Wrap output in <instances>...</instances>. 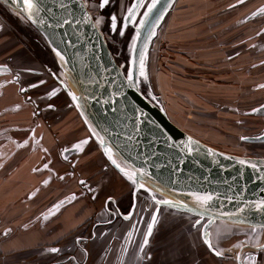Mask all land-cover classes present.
<instances>
[{
	"label": "rangeland",
	"instance_id": "rangeland-1",
	"mask_svg": "<svg viewBox=\"0 0 264 264\" xmlns=\"http://www.w3.org/2000/svg\"><path fill=\"white\" fill-rule=\"evenodd\" d=\"M133 1L111 0L106 8H101V0H84L87 5L97 9L93 19L99 24L116 61L125 74L129 72L135 42L141 28L139 19L143 16V21L145 12L158 0H142L134 23L132 22V26L126 28L127 26L122 24L127 21L128 11ZM238 1L241 0H225L218 5L217 0H174L166 15L163 16L164 23L150 48L148 66L144 49L141 58L143 66L141 67L140 60L136 79L141 92L163 110L171 122L194 139L227 154L264 160V36L258 37L264 32V15L259 17L252 15L261 0H250L247 4H243L240 8L242 12L246 11L245 15L240 13L231 16L216 15L223 12V9L231 3L236 4ZM0 9L6 13L7 22L14 24L17 20L23 26L24 32L28 26L31 33H35L36 36L33 39H38L35 47L37 45L39 47V56L55 57L45 37L21 13L2 0H0ZM113 16L117 18V22H120V26L115 31L111 26ZM0 23L2 26L6 24L4 19H0ZM9 23L3 32L4 35L0 37V66L5 64L6 55L8 57L14 50V47L9 49L12 44H15V38L8 30ZM135 23H138L137 26H134ZM27 38L30 40V37ZM23 47L21 44L17 47L18 54L23 53L19 69L24 70L26 78L24 83L31 82L33 85L36 82L33 79L41 76L36 73L29 74L28 67L32 66L30 62L34 63L35 60L32 58L30 60L28 52ZM40 67L42 68L41 65ZM41 72H43L42 69ZM58 75L67 79L60 66ZM0 77L2 78L0 82L10 79V75L3 77L0 75ZM33 88L36 87H32L35 97L39 95V91L45 89L42 87L33 91ZM2 89L9 95L13 93L12 86L10 87L9 84L4 85ZM48 103H56L59 107L56 112L50 110L47 113L49 121L55 127L54 136L62 142L59 147L65 143L73 144L75 139L90 136V131L94 133L95 129L83 117L75 101H71L72 106L76 107L70 110L71 113L66 111V103L63 100H39V104ZM83 141H80L78 152L72 159H78L77 166L84 169L86 163H89V160L94 161L95 158H90V155H93V143L91 142L86 149ZM83 151L87 154L83 155ZM116 163L120 167H127L121 160H116ZM102 173L99 175L94 173L91 179L96 184H101L103 177L108 175L107 172ZM137 189H145L154 202L156 199L178 203L176 199L157 192L145 184L139 183ZM153 205L154 208L155 203ZM166 209L167 213L171 212V209ZM178 215L182 216L183 222H180L182 226L177 224L169 227V230L160 226L157 234L186 235L195 231V235H200L201 227H193L197 216L187 213ZM217 225L231 231L232 235H241L244 238L249 235H264L261 229L256 230L246 225L222 221H218L211 229L212 235ZM187 228L189 233L186 231ZM87 231L82 225L80 232L87 233ZM80 232L73 234V237L81 235ZM92 236L95 235H83L79 250L75 253L81 252V256H85L89 243H83V241L89 242V237ZM57 246L63 247L60 243ZM66 247L68 250L71 247L76 248L71 245V241L66 242ZM249 247L251 246L247 247V251ZM42 248L43 246H40L33 254L27 252L5 254L7 256L0 258V264H37L38 261L35 258L40 259L39 254L43 251ZM262 251L263 249L259 252L262 253ZM238 252L240 248L234 249L232 255ZM82 257L69 258L68 256L62 259L65 263H61L86 264ZM87 258L90 261L91 256ZM45 259L42 257L41 262H45ZM239 259H241L240 264H243L244 260L240 258V255Z\"/></svg>",
	"mask_w": 264,
	"mask_h": 264
},
{
	"label": "water",
	"instance_id": "water-1",
	"mask_svg": "<svg viewBox=\"0 0 264 264\" xmlns=\"http://www.w3.org/2000/svg\"><path fill=\"white\" fill-rule=\"evenodd\" d=\"M2 1L48 41L75 89V93L70 90L71 99L76 97L73 102L95 129L93 136L102 152L128 182L137 189L140 176L150 179L160 193L178 202L155 199L157 203L205 221L204 237L218 221L264 232V160L228 155L194 139L175 126L137 84L144 49L148 66L151 41L174 0H158L141 22L127 74L84 0H33L32 15L24 11L22 0ZM140 1H134V12ZM112 152L127 167H117ZM197 195L212 199L200 204Z\"/></svg>",
	"mask_w": 264,
	"mask_h": 264
},
{
	"label": "crops",
	"instance_id": "crops-1",
	"mask_svg": "<svg viewBox=\"0 0 264 264\" xmlns=\"http://www.w3.org/2000/svg\"><path fill=\"white\" fill-rule=\"evenodd\" d=\"M217 1L218 5L225 2ZM242 6V0L236 4L231 3L216 15H245L246 11H241ZM30 64L36 68L32 61ZM12 95L0 97V111L21 102L18 95ZM3 114L5 113H0V258L6 257L5 254L8 253L33 254L40 246H43L40 259L34 257L37 264H62V259L68 256L82 257L81 252H75L79 250L84 237H73V234L80 232L81 226L92 215V209L86 207L87 199L77 198L55 216L50 215V210L64 197L78 193L79 174L83 178L94 175L82 170L74 176L67 174L68 163L59 157V145L62 142L54 137V131L48 130L47 126L41 125V129L45 131L43 138L26 141L21 145V131L28 130L25 126L31 125L32 119L29 116H19L4 124L6 117ZM44 160H48V165L41 167ZM101 187L103 192L111 189ZM178 214L173 211L167 213L165 220L174 217L175 222H183L182 216ZM214 225L208 229L207 237L195 233L95 235L87 242L89 244L82 260L86 264H240V255L244 260L243 264H264V235H249L244 238L232 235L231 231L219 225L212 235ZM68 235L71 236L67 237ZM69 241L76 248L68 250L66 242ZM58 243L63 247H58ZM249 245L251 247L247 251ZM244 247L246 248L243 250ZM237 248H240V252L232 255ZM51 249L58 251L52 252ZM261 249L262 253L259 252ZM251 251L253 253H248ZM88 256H91L90 261ZM42 257L46 258L45 262H41Z\"/></svg>",
	"mask_w": 264,
	"mask_h": 264
},
{
	"label": "flooded vegetation",
	"instance_id": "flooded-vegetation-1",
	"mask_svg": "<svg viewBox=\"0 0 264 264\" xmlns=\"http://www.w3.org/2000/svg\"><path fill=\"white\" fill-rule=\"evenodd\" d=\"M110 1L111 0H109V3ZM134 1L132 2L130 9H132ZM249 1L250 0H242L243 4ZM141 2L142 0L140 1V4L135 11V14L131 18H128L127 15V21L126 23L123 22L122 26L126 25V28L132 26L131 23H134L135 21L134 19L137 12L139 11V8L141 7ZM109 3L107 5H109ZM106 6H104L103 8H106ZM0 10V19H4V21L6 22V24L4 25L5 27L0 23L1 37L2 35H4L3 32H5L6 26L9 22H7L6 13L3 12L2 9ZM147 13L148 10L145 12V14L147 15ZM253 14L258 15V17L264 15V0L257 8H255L252 15ZM142 19L143 16L139 19V24L143 22ZM15 21L14 24L9 23L10 29H8L15 38V44H12L9 49L14 47V50L10 52L8 57L6 55V58L4 60L5 64L2 63L4 65L0 66V75H2V77L5 75H10V79L6 80L5 82H3V80L0 82V97L7 95L9 97H12V94L14 93L19 96L21 102L15 106H7L6 108H4V110L0 111V113H5L3 114L6 117V120L3 121L4 124L9 123L11 119L17 118L19 116H29V118L32 119L31 125L25 126V128H27L28 130L21 131L23 139L20 140L22 141V143L20 144L22 145L25 144L26 141H35V139L37 140L44 137L45 131L41 129V125L47 126L48 130L54 131V129H52L54 124L49 121L47 113L50 112V110L56 112L57 108L59 107L56 103H48L45 105L39 104L40 99L48 101L63 100V102L66 103L65 107L68 113H71L70 110L76 107L72 106L70 89L63 81L62 76L59 77L58 75L59 64L57 63L55 57L51 55L39 56V47L38 45L37 47H35V43H38V39H33L34 36H36L35 33H31V31L28 29V26L25 29L26 32H24L22 28L23 26L17 20ZM27 22L30 23L29 21ZM163 23L164 20H162V22L160 23L157 29L158 32ZM137 24L138 23H135L134 26H137ZM119 26L120 22L118 21L117 28ZM157 33L156 36L152 39L151 45L157 38ZM262 36H264V32L260 33L258 37L261 38ZM27 37H30V40H28ZM28 41L31 42V45ZM18 44L24 46L23 48L28 52L27 55H29L30 60H35L34 64L36 65V68H33L32 66L28 67V69L30 70L29 74L36 73L42 77L33 79L36 80V82L33 84L34 86L31 85V82L24 83L26 81L24 70L19 69V64H21L23 60V53L21 52L22 54H18ZM40 65L42 66V68L40 67ZM40 68L43 70V72H41ZM56 70H58V72ZM0 79L2 78L0 77ZM6 84H9L10 87L12 86L13 93H10V95L2 89ZM63 84H65L66 89L63 87ZM32 87H36L33 88V91H35L34 89L42 87H45V89L39 91V95L35 97L34 93H32ZM85 126L88 129L87 125ZM86 137L84 139H75V142L73 144L72 142H70L69 144L65 143L60 147L59 157L63 162L68 163L69 169L67 174L69 176H74L77 172L79 173V170H82L84 172L86 171L92 175H94V173L99 175L103 174L102 172H107L108 175L107 177H103L101 185L105 188L111 189L103 192V188L101 187V185L96 184L95 181L91 179V177L83 178L79 174L80 181L78 183V193H73L58 201V203H56L51 208L50 215L55 216L59 214L62 208L69 206L77 198L85 197L87 199L86 207L88 209H92V215L83 225V227L88 230L87 233L80 232L81 235H159L157 234V231L160 226H162L165 230H169V228L167 227H172L177 224L182 226L180 222H175L174 217L168 221L165 220V214L167 213L166 208L168 207L157 203L156 200L155 202L154 200L152 201V196L145 189H136L116 170V168L110 163L108 158L102 152L100 145L98 144L91 131L90 136ZM56 139L59 140L58 138ZM82 140H84L83 143H85L86 149L91 142L93 143V155H90V158H95L94 161L89 160V163H86L84 169L77 166L78 159H72L78 152V147H80V141ZM20 144H18V146H21ZM82 153L83 155L87 154L84 151ZM47 162L48 160H44L41 164V167L48 165ZM154 203L155 207L153 208ZM172 211L173 213H180L174 210H171V212ZM154 220L155 223L153 222ZM168 223H170L171 225ZM204 223L205 221H200L199 218H196L194 220L193 227H201V230L199 232L200 235H203ZM190 226L191 225H189V227ZM186 231L189 233L188 228L186 229ZM194 232L195 231L190 233ZM207 232L208 229L206 230V233ZM190 233L188 235H191ZM87 242V240L83 241V243Z\"/></svg>",
	"mask_w": 264,
	"mask_h": 264
},
{
	"label": "snow or ice",
	"instance_id": "snow-or-ice-1",
	"mask_svg": "<svg viewBox=\"0 0 264 264\" xmlns=\"http://www.w3.org/2000/svg\"><path fill=\"white\" fill-rule=\"evenodd\" d=\"M15 2H21V0H15ZM22 3L24 5H26V7L24 8V11L27 12L29 15H32L34 13V11H35L33 0H22ZM108 3H109V0H101L100 7L103 8ZM154 7H155V5H153V8ZM148 11L151 12L152 9H148ZM134 14H135L134 10L130 9L128 11V18H131ZM111 20H112V24H111L112 29H113V31H115L116 28H117V18L115 16H113L111 18ZM125 27H126V25H125ZM142 66H143V60H141V67ZM141 74H143V72H141ZM129 78L131 79V77H129ZM72 98H73V100H76V97L75 96H73ZM108 151L110 153V150H108ZM109 158L111 159V155H109ZM113 163H115L114 160H113ZM117 167H119V165H117ZM133 182L135 183V181H133ZM211 199H212L211 196H200V195H197L196 196V201H197V203H200V204L207 203ZM163 203H165V204H171V202L170 201H167V200L163 201ZM262 207H264V205H262ZM153 222L155 223V220ZM209 246L211 247V245H209ZM51 251L52 252H57L58 249H51Z\"/></svg>",
	"mask_w": 264,
	"mask_h": 264
},
{
	"label": "bare ground",
	"instance_id": "bare-ground-1",
	"mask_svg": "<svg viewBox=\"0 0 264 264\" xmlns=\"http://www.w3.org/2000/svg\"><path fill=\"white\" fill-rule=\"evenodd\" d=\"M86 4V3H85ZM87 5V4H86ZM87 9L89 10V13L91 14V16L92 17H94L96 14H97V9L94 7V6H89V5H87ZM96 23V22H95ZM99 23V22H98ZM97 25V27H98V25L99 24H96ZM63 78H64V82L67 84V87L71 90V91H73L74 93H75V89H74V87L72 86V84H71V82L70 81H68V79H66L65 80V77L63 76ZM173 123V122H172ZM174 124V123H173ZM175 125V124H174ZM176 126V125H175ZM179 128V127H178ZM180 129V128H179ZM182 130V129H181ZM183 131V130H182ZM184 132V131H183ZM189 135V134H188ZM191 136V135H190ZM192 137V136H191ZM221 152V151H220ZM115 153V154H114ZM112 152V154H113V157L114 158H116V159H118V160H121V158L119 157V155L116 153V152ZM222 153H224V152H222ZM225 154H227V153H225ZM228 155H231V154H228ZM232 156H235V155H232ZM236 157H240V156H236ZM241 158H244V157H241ZM248 159V158H247ZM140 182L142 183V184H145L147 187H149V188H151V189H153V190H155V191H157V192H162L150 179H148L147 177H145V176H140Z\"/></svg>",
	"mask_w": 264,
	"mask_h": 264
},
{
	"label": "trees",
	"instance_id": "trees-1",
	"mask_svg": "<svg viewBox=\"0 0 264 264\" xmlns=\"http://www.w3.org/2000/svg\"><path fill=\"white\" fill-rule=\"evenodd\" d=\"M86 6H87V5H86ZM94 17H95V16H94ZM94 17H93V18H94ZM95 22H96V21H95ZM96 24H97V23H96ZM98 28L100 29L99 25H98Z\"/></svg>",
	"mask_w": 264,
	"mask_h": 264
}]
</instances>
